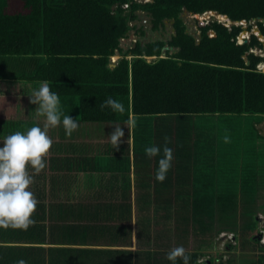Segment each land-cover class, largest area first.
<instances>
[{"label":"trees","instance_id":"obj_1","mask_svg":"<svg viewBox=\"0 0 264 264\" xmlns=\"http://www.w3.org/2000/svg\"><path fill=\"white\" fill-rule=\"evenodd\" d=\"M7 1L0 0V78L7 75L25 82L48 79L61 98L79 99L84 122L124 121L126 113L100 107V101L110 95L121 99L126 108L130 103L140 114L143 138L149 137L150 124L157 126L153 137L157 144H187L193 139L195 151L185 147L181 159L200 160L201 172H221L226 188L219 200L193 201L194 215L205 212L215 216L218 207L221 217L227 216L236 225L233 209L241 198L238 192L248 191L251 185L249 191L257 196H244L245 204L252 207L257 201L261 206L257 214L243 212L241 238L259 243L260 236L251 235L248 220L251 214L264 213V173L257 167V158L250 170L244 160L237 166L234 137L240 135L235 127L244 118H251V133L256 139L261 137L256 125L264 122V72L257 66L264 57L249 53L251 63L247 65L245 55L253 46L262 44L256 36L250 43L238 44L242 26L230 28L216 21L201 28L199 37L189 35L181 14L185 10L195 15L216 11L234 22L264 19V0H21L16 7H7ZM141 12L152 18L155 31L164 27L165 19H176L177 36L170 44L180 47L178 53L168 52L161 57L164 40L144 43L146 32L142 28L135 47L124 51L122 39L128 37ZM261 27L264 34V24ZM210 30L215 32L214 37L209 36ZM118 50L124 51L123 58L112 68L111 58ZM129 53L133 59L127 58ZM146 56H157V60L149 62ZM26 66L27 70L22 69ZM12 69L17 71L8 75ZM209 118L213 135L208 134L210 124L205 122ZM161 129L170 130L169 137ZM193 131L195 134L190 135ZM221 132L229 136L228 141L217 137ZM260 140L252 147L258 161L264 151L263 137ZM248 175L254 181H245ZM141 203L148 205V201ZM211 232L210 227H204L180 234L186 244L195 235L196 245L186 249L195 250L189 263L222 264L211 258L199 261L201 250L213 245L214 236L207 241L198 236ZM257 258L256 264H264V253ZM235 262L229 260L228 264Z\"/></svg>","mask_w":264,"mask_h":264},{"label":"crops","instance_id":"obj_2","mask_svg":"<svg viewBox=\"0 0 264 264\" xmlns=\"http://www.w3.org/2000/svg\"><path fill=\"white\" fill-rule=\"evenodd\" d=\"M17 2L21 0H9L6 5L16 7ZM136 24L146 32L144 43L164 40L161 57L180 51L172 50H177L170 44L173 30L155 31L151 17L142 12L128 37L122 39L124 51L134 48L140 39L134 30ZM165 26L170 28L168 21ZM192 32L199 37L198 28ZM238 37H244V33ZM124 51L118 50L111 58L116 61L112 68ZM127 58L134 55L129 53ZM145 58L149 62L157 60V56ZM38 86V81L25 82L7 75L0 78V139L34 123L43 124L44 118L37 117V105L29 96ZM60 99L64 113L79 120V127L71 136L65 135L62 125L49 128L53 144L46 156L47 166L39 173L30 169L34 177L30 188L38 199L33 214L36 222L27 229L0 226V264H16L21 258L27 264H171L167 258L171 248L196 245L195 236L189 245L180 234L204 227L213 232L218 218L205 212L194 215L193 201L219 200L226 188L221 172H201L200 160L181 159L185 147L195 151L193 139L187 144H168L174 160L161 182L155 178L159 155L150 158L144 152L146 145L157 144L153 138L157 126L149 124V137L143 138L141 122H137L129 140L130 131L123 122H84L78 98ZM114 124H121L124 131L117 146L108 138L115 131ZM161 130L169 137L170 130ZM239 192L240 198L243 189ZM141 201H148V205ZM215 211L216 216L219 208ZM177 264H183V260L178 258Z\"/></svg>","mask_w":264,"mask_h":264},{"label":"clouds","instance_id":"obj_3","mask_svg":"<svg viewBox=\"0 0 264 264\" xmlns=\"http://www.w3.org/2000/svg\"><path fill=\"white\" fill-rule=\"evenodd\" d=\"M141 2L147 3L142 0ZM212 12L216 14L215 11H208L198 15L204 17L203 14L209 13L211 16ZM187 15L195 18V14ZM38 84L39 86L33 88L29 96L31 102L37 105L35 109L37 117L44 118L43 124L34 123L24 131L16 130L0 139L3 141L0 145V226L27 229L36 222L33 214L37 210L38 199L30 188L34 181L30 169L39 173L47 166L46 156L53 144V139L48 134L49 128L62 125L65 135L71 136L80 124L79 120L64 113L60 95L52 90L48 79H43ZM100 107L110 108L112 112L118 114L126 113L122 124L130 131L129 140L132 139L131 133L137 127L140 114L132 109L131 104L129 103L126 108L121 99L109 95L100 101ZM114 125L115 131L108 138L117 146L124 131L120 127L121 124ZM223 139L228 141L229 136L225 135ZM144 152L150 158L159 155L155 178L163 182L172 167L173 148L167 142L162 146L153 143L146 145ZM167 258L171 264H177L178 258L183 260V264H189L191 259L182 244L171 248ZM16 264H27V261L21 258Z\"/></svg>","mask_w":264,"mask_h":264},{"label":"rangeland","instance_id":"obj_4","mask_svg":"<svg viewBox=\"0 0 264 264\" xmlns=\"http://www.w3.org/2000/svg\"><path fill=\"white\" fill-rule=\"evenodd\" d=\"M208 15H209V13L205 14V16L203 14L204 17H207ZM183 17L185 18V20L188 23V26H189V28H191V30H194L195 28H197V26H199V24H200V21L203 20V19L198 20V18H200V16L196 17V18H191V16L187 15V14H185ZM224 22H226V21H224ZM203 23L205 24L206 22L204 21ZM226 24L228 25V22H226ZM134 42H135V40H134ZM256 55H260V56L264 57V53L259 54V52H257ZM153 60L154 59H152V61ZM249 121H251V118H249L247 121H246V118H244L235 127V130L241 132L239 136L234 137V139H235L234 144L236 147V151H234V153L237 156V161H235V162H237V166H238L239 161L244 160L245 162L248 163L247 164V170H250L251 167L254 165L255 158H257V162H258L257 167L262 171V173H264V151H262L261 157H259V161H258V153L257 152L255 153L252 150V147L254 146L255 143L260 144L259 143L261 141L260 139L262 137L264 139V126H263V123L260 124L261 125L260 128L258 127V125H256L257 134L258 133L261 134V137L256 139L255 136L251 133L250 126L248 124ZM205 122H208L210 124V127L208 129V134L213 135V133H214L213 129L214 128H212V126H211V119L209 118V121H205ZM213 123H216V121L213 120ZM203 124H204V120L201 122V126H203ZM246 125H247V127H246ZM227 131L229 133V130H227ZM225 135H227V134L223 133V132H221L219 134L217 133V137L219 139H222ZM243 145H246V147H244ZM262 147L264 149V142L262 144ZM247 170L245 171L246 175L249 172ZM244 180L245 181H254V179L252 178L251 175H248L247 177L245 176ZM240 186H241V184L239 185V187ZM247 187H249V186H247ZM244 188H246V186H244ZM250 189H252L251 185H250ZM248 191L244 190L243 196L238 201L239 204L233 209V211L236 212V214H235L236 225H234L233 223H230L231 221L227 216L221 217L220 212L217 213L216 216H212L213 219L215 217L218 218V221L216 223L218 226L213 230V232L203 233L201 236L199 235L198 238L202 237L203 240L207 241V240H210L214 236V242H213V245H211V246L205 247L203 249L201 248L202 249L201 253H200L201 258L199 259V261L203 260V259L211 258L212 260H215L214 262L222 263V264H228L229 260H231V261L237 260V262L232 263V264H246V263L256 264L257 263L258 255L261 253H264V248H263V246H264V213L258 214L257 216L255 214H251V216H249L250 218L248 220V223L251 224V226H252L251 235L255 234L257 236H260V239H259V243H256V244H254L253 242L248 243V241H245L247 238H244V237L241 238L242 225H243V222L245 221V215H243V212L244 211H246V212L250 211V213L255 212L257 214V212L260 208L258 206L259 205L261 206V204L257 201H255V203L252 205V207H248L245 204L247 200H245L244 196H247L250 198H252L253 196H255V197L257 196L256 193H252V190L249 192ZM238 193L240 194L241 192H238ZM261 210H263V207H261ZM258 218H259V220H258ZM232 232H234L236 234L235 238H233L234 235L232 234ZM194 236L195 235H193L192 238L189 239V242H188L189 245H191L193 243L192 239ZM194 243H195V241H194ZM246 243H248V244H246ZM194 251H195L194 249H192L190 251L188 249L189 254H191V252H194Z\"/></svg>","mask_w":264,"mask_h":264},{"label":"flooded vegetation","instance_id":"obj_5","mask_svg":"<svg viewBox=\"0 0 264 264\" xmlns=\"http://www.w3.org/2000/svg\"><path fill=\"white\" fill-rule=\"evenodd\" d=\"M185 11H183V13L181 14V17H182V19H183V21L186 23V25H187V30H186V33L187 34H189V35H193V36H195L196 37V35H194L193 33L194 32H192V30H191V28H189V26H188V23L186 22V20H185V18L183 17L184 15H185V13H184ZM216 12V11H215ZM144 13V12H143ZM146 15H147V13H145ZM217 16H219V13L218 12H216V14H213V15H211L210 16V18H211V20L209 21V23L210 22H217V23H221V24H224L225 26H227V27H230L231 28V26L232 25H241L242 26V32L241 33H244V37H242L243 39H244V42L245 43H250L251 41H252V38H253V36H256V37H258V39H259V41L261 42V44H262V46L260 47V46H253L252 48H251V51H250V53H254V54H256L257 52H259V54L261 53V54H263L264 53V38H262V37H260V34H259V32L258 31H260L262 34H263V31H262V27H261V24H264V22L263 21H260V19L261 18H253V19H251L250 21H247V23H241V24H237V22H234V21H232L229 17H228V19L227 20H220ZM220 16H221V14H220ZM226 16V15H225ZM215 19H214V18ZM222 17H224V16H222ZM152 19V18H151ZM198 20H201V19H198ZM167 21H168V25H170L169 27L170 28H168V26H165V24L167 23ZM224 21H226V22H228V25L226 24V22H224ZM204 22V20H202V21H200V24H199V26H197V28H198V32H199V36H200V34H201V28H203L206 24H207V22L204 24L203 23ZM152 23H153V21H152ZM163 23H164V27L161 29L162 31H163V29H166L165 31H171V30H173L171 33H172V35H169V37H170V42H172L173 40H174V38L177 36V30H176V28H175V23H176V19H165L164 21H163ZM153 25H154V23H153ZM140 28H142V26H139V25H135V29L134 30H136V33L138 34V32H139V29ZM175 29V30H174ZM164 31V32H165ZM212 32H214L213 30H210L208 33H209V36L210 37H214L215 36V34H214V36H211L210 35V33H212ZM263 36H264V34H263ZM176 49H180V47H175Z\"/></svg>","mask_w":264,"mask_h":264},{"label":"built area","instance_id":"obj_6","mask_svg":"<svg viewBox=\"0 0 264 264\" xmlns=\"http://www.w3.org/2000/svg\"><path fill=\"white\" fill-rule=\"evenodd\" d=\"M207 14V13H206ZM205 16V15H204ZM195 18L196 17H199V15H195L194 16ZM201 19H204L205 22H207V24L209 23V21L211 20L210 19V16L208 15L207 17H200ZM133 25V24H132ZM211 36H214V33H210ZM244 41V39L242 37H238L237 39V42L238 43H242ZM257 69L260 70V71H263L264 70V63H259L258 66H257Z\"/></svg>","mask_w":264,"mask_h":264},{"label":"water","instance_id":"obj_7","mask_svg":"<svg viewBox=\"0 0 264 264\" xmlns=\"http://www.w3.org/2000/svg\"><path fill=\"white\" fill-rule=\"evenodd\" d=\"M185 14H189V12L186 10L185 12H184ZM220 15V14H219ZM222 16V15H221ZM225 18H227L228 19V17H226V16H224ZM260 21H263L264 22V19H260ZM241 23H247V21L246 20H244V21H241V22H237V24H241ZM175 30V29H174ZM259 32V34H260V37H262V38H264V36H263V34L260 32V31H258ZM123 41V40H122ZM125 41H123V43H124ZM123 45V44H122ZM122 45H121V47H122ZM173 50V52H178L180 49H177V50H175V49H172ZM116 60H119L117 57H116ZM115 61V60H114ZM112 62L111 64H110V66L111 67H113V65L114 64H116L115 62ZM247 64L249 65L250 64V61L249 60H247Z\"/></svg>","mask_w":264,"mask_h":264},{"label":"bare ground","instance_id":"obj_8","mask_svg":"<svg viewBox=\"0 0 264 264\" xmlns=\"http://www.w3.org/2000/svg\"><path fill=\"white\" fill-rule=\"evenodd\" d=\"M213 13V12H212ZM214 14V13H213ZM220 20H227L225 17H222V16H217ZM245 43L244 41L242 43H238V44H243Z\"/></svg>","mask_w":264,"mask_h":264}]
</instances>
